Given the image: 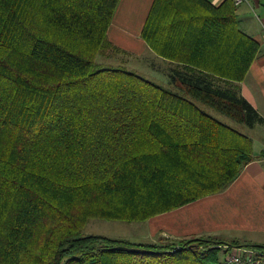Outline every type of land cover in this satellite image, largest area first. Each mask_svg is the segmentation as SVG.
I'll list each match as a JSON object with an SVG mask.
<instances>
[{"label":"trees","instance_id":"trees-1","mask_svg":"<svg viewBox=\"0 0 264 264\" xmlns=\"http://www.w3.org/2000/svg\"><path fill=\"white\" fill-rule=\"evenodd\" d=\"M119 3L0 0V264L220 262L228 243L211 237L135 243L85 229L230 186L253 160L235 124L263 121L239 89L260 44L233 0H154L142 37L175 64L166 86L97 60L125 53L108 37Z\"/></svg>","mask_w":264,"mask_h":264},{"label":"crops","instance_id":"crops-1","mask_svg":"<svg viewBox=\"0 0 264 264\" xmlns=\"http://www.w3.org/2000/svg\"><path fill=\"white\" fill-rule=\"evenodd\" d=\"M154 0H120L108 30L110 41L137 57H152L165 64L142 37ZM220 6L226 0H208ZM239 26L260 44V52L239 84L240 94L254 107L262 122L253 128L235 124L251 138L253 160L225 190L144 222L148 241H181L193 236H217L243 244L264 245V0H247L238 6ZM228 123L227 118H225ZM141 224V223H140ZM147 233V231H146ZM216 238V237H215Z\"/></svg>","mask_w":264,"mask_h":264},{"label":"rangeland","instance_id":"rangeland-1","mask_svg":"<svg viewBox=\"0 0 264 264\" xmlns=\"http://www.w3.org/2000/svg\"><path fill=\"white\" fill-rule=\"evenodd\" d=\"M121 49V48H120ZM125 51V50H124ZM161 56H157L159 61L161 60ZM100 63L103 65H125L126 67L136 70L142 75L148 76L151 80H155L159 83H162L164 85H169L171 74V68L169 65L160 64L156 65L154 63V60L152 57H137L134 54H131L128 51L124 52H114L110 51V53L99 56L97 59ZM165 60V59H164ZM167 61V60H166ZM170 63L169 61H167ZM141 223V224H140ZM147 225L144 222H122V221H106V220H91L86 226L85 234H99V235H105L110 236L114 238H123L128 239L132 242H145L148 241L149 232L147 228L144 226ZM147 231V233H146ZM197 236L189 237L187 239L196 238ZM198 237H211L213 239H217V241L225 242V243H231L234 241H227L224 239H219L217 236H198ZM228 244H222L221 249H227L230 250V246ZM236 245L239 246H246V245H240L239 243H236ZM251 247V246H250ZM253 248V247H251ZM225 258V255L223 254V250H221V253L219 254V259L222 261ZM264 264V262H262Z\"/></svg>","mask_w":264,"mask_h":264},{"label":"built area","instance_id":"built-area-1","mask_svg":"<svg viewBox=\"0 0 264 264\" xmlns=\"http://www.w3.org/2000/svg\"><path fill=\"white\" fill-rule=\"evenodd\" d=\"M233 1L237 6L247 2V0ZM230 248V250L223 249L225 258L219 264H262L264 262V254L255 248L249 246H233Z\"/></svg>","mask_w":264,"mask_h":264},{"label":"water","instance_id":"water-1","mask_svg":"<svg viewBox=\"0 0 264 264\" xmlns=\"http://www.w3.org/2000/svg\"><path fill=\"white\" fill-rule=\"evenodd\" d=\"M119 249H121V250H127V251H136V252H141L142 251V250H138V249L135 250V249H129V248H125V247H120Z\"/></svg>","mask_w":264,"mask_h":264}]
</instances>
